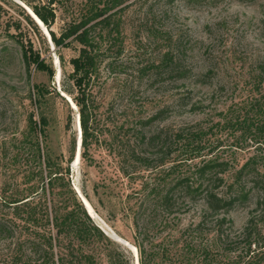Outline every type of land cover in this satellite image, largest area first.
<instances>
[{
	"label": "rangeland",
	"instance_id": "rangeland-1",
	"mask_svg": "<svg viewBox=\"0 0 264 264\" xmlns=\"http://www.w3.org/2000/svg\"><path fill=\"white\" fill-rule=\"evenodd\" d=\"M41 1L46 2L32 0ZM62 1L63 5L55 8L51 27L57 36L80 14L83 3ZM0 5V192L19 198L25 193L27 178L33 175L38 180L40 164L24 139L28 115L33 112L37 122L45 117V134L37 133L42 161L50 159L54 165L62 163L68 168L70 187L88 201L95 213L92 222L114 243L110 253L123 252L134 264L132 219L137 205L130 196L139 186L121 171H147L132 157L150 154L149 146L140 143V134L148 137L159 130L169 132L173 149L178 132L198 131L202 133L204 154H211L213 148L235 169L253 155L264 157L258 144L236 140L232 130L223 127L225 116H251L255 105L264 99V0H129L122 13L118 44L113 45V40L101 44L98 68L89 86L91 165L81 159L72 165L80 124L70 60L78 56L79 47H55L44 27L41 29L46 36L23 18V6L27 7L23 2L0 0ZM13 23L19 25L18 30ZM29 45L43 63L41 70L36 63L26 70L21 50ZM167 53L189 71L186 78L175 80L165 68H157ZM39 89L41 93H37ZM69 116L71 124L66 130ZM73 144L74 159L68 163ZM177 149L172 159L181 160L184 156ZM50 199L47 197L48 202ZM201 209L196 205L178 214L179 223L168 230L172 235L169 254L162 257L160 252L155 264H207L202 256L197 259L191 255L186 262L175 256L181 244L176 249L174 238L196 224ZM250 209L227 215L233 223L229 234L239 243L233 252L229 253L213 235L197 236L196 242L209 246V264H227L238 254L244 256L243 237L239 235ZM261 228L264 232V224ZM205 229L208 232L210 226ZM164 236H157L156 243ZM256 250L263 253L264 248ZM108 253L98 248V264H110ZM14 260L11 239L0 238V264H13Z\"/></svg>",
	"mask_w": 264,
	"mask_h": 264
},
{
	"label": "trees",
	"instance_id": "trees-1",
	"mask_svg": "<svg viewBox=\"0 0 264 264\" xmlns=\"http://www.w3.org/2000/svg\"><path fill=\"white\" fill-rule=\"evenodd\" d=\"M19 1L48 30L55 47H79L78 56L70 60V78L78 93L74 102L78 108L81 129L80 159L91 165L93 160L89 150L93 132L90 127L92 104L89 86L98 68L101 44L105 40H113V45L118 44L122 13L129 0H83L80 14L71 18L58 36L51 31V27L56 19L55 8L63 5L62 0L37 3L32 0ZM174 1L168 0L170 3ZM26 12L22 9L23 18L38 30L37 24ZM13 26L19 29L18 24L13 23ZM21 55L27 71L31 63L38 64L37 68L41 70L43 63L33 53L31 45L22 47ZM157 68H165L169 77L175 80H182L189 73L172 53L165 54ZM41 92V89L37 91ZM30 98L34 105L31 95ZM254 108L251 116H225L223 127L231 129L236 140L249 139L264 151V99ZM70 124L69 116L66 130H69ZM47 126L45 117H40L37 122L33 112L28 115L24 144H29V150L35 151L34 155L40 164L38 180L33 175L27 178L25 193L19 198L7 196L3 190L0 192V238L11 239L15 253L13 264H98L95 256L98 248L109 252L110 264H132L125 253H110L108 249L114 243L94 225L70 187L68 168H64L62 163L54 165L50 159L42 161L37 133L44 135ZM201 136L202 133L198 131H180L175 135L172 149L169 132L159 130L148 137L140 134L139 141L149 146L150 154H133L132 157L147 171H121L129 182L139 186L130 196L135 201L134 206L137 205L132 225L139 264H155L160 252L162 257L168 256L167 248L172 236L169 235V228L177 226L179 213L188 212L196 205L202 207L196 224L181 230L180 236L174 238L176 249L177 244H181L180 253L175 256L185 260L183 262L189 261L191 255L197 259L202 256L204 263L212 262L209 246L202 241H195L197 236L204 237L206 234L213 235L225 245L229 253L233 252L234 246L239 243L232 241L229 232L233 223L227 219V215L237 209L252 208L239 235L243 237L244 256L238 254L227 264L264 262V250L261 251L263 253L256 250L264 248V232L261 228L264 224V157L253 155L235 169L226 159L214 153L213 148L211 154H204ZM176 148L184 156L183 159H172L178 152ZM69 154L67 162L72 163L74 144ZM47 197H51L49 202ZM48 203H51L50 207ZM207 225L210 226L208 232L205 229ZM226 225L227 228L224 227ZM163 234L165 236L156 243V237ZM96 246L97 249H91Z\"/></svg>",
	"mask_w": 264,
	"mask_h": 264
},
{
	"label": "bare ground",
	"instance_id": "bare-ground-1",
	"mask_svg": "<svg viewBox=\"0 0 264 264\" xmlns=\"http://www.w3.org/2000/svg\"><path fill=\"white\" fill-rule=\"evenodd\" d=\"M31 14H32V12L30 11V9L29 8H27V7H25ZM32 16L35 18V20L37 21V26L41 29V27H44L43 26V24L32 14ZM45 28V27H44ZM41 31L43 32V30L41 29ZM45 31H46V33L49 35V33H48V30L45 28ZM44 33V32H43ZM46 33H44V35L46 34ZM46 36V35H45ZM48 39H49V41H50V35L49 36H46ZM66 98H67V100L70 102V104H71V106L72 107H74L75 108V106H74V104H73V102L65 95V94H63ZM79 135H80V139H79V144L77 145V155H76V159H74V161H73V164L72 165H77L78 163H79V160H80V148H81V129H80V126H79ZM77 190V189H76ZM78 191V190H77ZM79 192V191H78ZM79 194H80V192H79ZM80 196H81V198H82V200H83V202H84V207H85V209L88 211V213L91 215V217L93 218L95 215V213H94V211H93V209H92V207L90 206V204L88 203V201L80 194ZM112 238H113V236H112ZM115 239H116V237H115ZM118 241H119V239H118ZM126 244V243H125ZM133 250H134V253H135V260H137V263L135 262V264H139L138 263V254H137V251L134 249V248H132Z\"/></svg>",
	"mask_w": 264,
	"mask_h": 264
},
{
	"label": "water",
	"instance_id": "water-1",
	"mask_svg": "<svg viewBox=\"0 0 264 264\" xmlns=\"http://www.w3.org/2000/svg\"><path fill=\"white\" fill-rule=\"evenodd\" d=\"M23 8L27 11V13L30 15V17L34 20V22L36 23V24H38L37 23V21L35 20V18L32 16V14L23 6ZM34 15V14H33ZM35 16V15H34ZM36 17V16H35ZM62 97L63 98H65V99H67L64 95H62ZM80 134V133H79ZM79 139H80V135H79V138H78V142H77V144H79ZM77 153V152H76ZM77 155V154H76ZM75 159H76V156H75ZM76 193H77V195H78V197L80 198V201L82 202V204H83V206H85L84 205V202H83V200H82V198H81V196H80V194H79V192L76 190ZM87 211V210H86ZM87 214L89 215V217L90 218H92L91 217V215L88 213V211H87ZM135 262L137 263V260H135ZM135 262H134V264H135Z\"/></svg>",
	"mask_w": 264,
	"mask_h": 264
}]
</instances>
